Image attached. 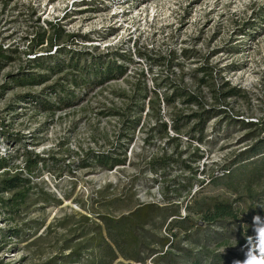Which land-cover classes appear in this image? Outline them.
I'll return each instance as SVG.
<instances>
[{
	"label": "rangeland",
	"instance_id": "obj_1",
	"mask_svg": "<svg viewBox=\"0 0 264 264\" xmlns=\"http://www.w3.org/2000/svg\"><path fill=\"white\" fill-rule=\"evenodd\" d=\"M16 2H9L4 10L0 6V47L17 50L9 52L13 59L0 68V155L9 158V173L20 170L25 149L44 156L48 167L41 171L39 177H33L38 185L32 189L30 204L26 208L11 215L0 206V228L22 231L21 238L8 237L7 243L0 244L3 247L0 249V264L59 262V255L66 254L82 242L78 237L79 231L73 230L72 226L78 225L81 214L95 219L92 208L116 215L140 202L163 204L164 194L169 197L175 194L171 187L176 184L171 185L169 180L180 175L179 180L184 182V178H191L192 174L186 170L180 173L175 163L167 168L169 173L165 179L159 173L143 172L142 160L151 155L176 156V151H181V159L190 162L196 157L193 153L198 148L197 153L202 157L196 163L200 171L195 174V180L203 184L193 181L190 189L195 197L204 201L239 197L242 200L237 207L244 209L247 204L244 200L249 201L245 198L249 190L246 188L254 193L264 190V173L259 178L249 179V183L237 181V177L230 179L218 175L222 166L249 143L264 138V0ZM33 8L35 13L31 14ZM36 17L40 18L38 23ZM48 22L60 23L66 34L75 35L71 39L66 36L61 38L59 43L84 54L87 59L98 55L117 57L118 53L129 55L132 61L127 75L94 88L85 95L80 88L77 92L81 97L77 102L55 111L41 110L34 100L18 97L29 94L54 101L49 89L55 81L61 82V73L29 67V71H43L49 77L43 83L30 86H15L10 82L11 75L27 67L25 36L31 37L38 26H46L47 34H50L52 26ZM184 49L191 50L188 57L183 56ZM44 50L39 48L37 54H45ZM138 52L143 55L139 56ZM170 53H174L175 58L171 67L167 68L158 58H167ZM62 58L66 60V57ZM203 64L212 67V78L208 81L210 87L199 81L202 75L196 69ZM140 71L146 72L150 87L167 80L168 85L163 84L157 89L160 95L164 92L169 94L173 86L183 87L202 97L204 108L212 112L206 119L202 142L191 140L185 134L192 125L189 124L178 133V143L156 135L152 139L154 143L148 145L144 140L155 117L149 114L146 105L140 124L127 144L128 161L124 165L112 169L81 167L85 153L105 152L119 142L127 143L128 139L122 135L126 132L122 120L128 115L125 106L135 80L131 74L137 75ZM224 82L228 83V87H235L237 94L218 102L209 90L221 89ZM4 84H7L6 89L2 88ZM66 86L73 89L70 85ZM199 111L202 109L196 105L186 106L178 100L170 105L160 103V116L167 124L177 113ZM129 117L132 116L129 114ZM246 122L253 125L246 126L243 124ZM168 133L176 135L170 128ZM54 158L58 159L56 167L51 165ZM60 171L62 174L58 178ZM21 172L25 175L24 171ZM211 175L213 181L209 180ZM234 180L235 187L232 185ZM166 186H169L168 190ZM231 186L236 189L235 192ZM41 189L55 194L62 199V203L55 206L53 203L32 201ZM129 189L133 192L131 197L125 196ZM64 193H70L69 198H63ZM9 194L3 192L0 197L5 198ZM118 194L125 196L121 208L100 207L102 197L111 198ZM179 197L180 214L189 213L191 222L196 223L193 228L198 233H194L193 229L189 240L182 239L181 234L177 237L176 246L170 251L174 264H188L181 257V249L190 252L200 250V243L193 238L202 239L207 232L222 238L219 243L206 240L208 250L245 257L246 242L237 240V232H250L254 237L253 217L225 222L226 227L217 223L206 224L195 213L190 194L184 190ZM186 206L189 209H185ZM261 217L264 218V215ZM161 231L169 236L166 226ZM222 236L228 237L224 239ZM154 255L146 258L145 264H166L164 261L155 262L152 259ZM109 264L143 263L118 257Z\"/></svg>",
	"mask_w": 264,
	"mask_h": 264
},
{
	"label": "trees",
	"instance_id": "obj_2",
	"mask_svg": "<svg viewBox=\"0 0 264 264\" xmlns=\"http://www.w3.org/2000/svg\"><path fill=\"white\" fill-rule=\"evenodd\" d=\"M11 1L17 3V0H1V8L4 10L7 4ZM29 12V11H27ZM35 13V9L31 10V14ZM30 14V15H31ZM39 17L35 18L38 23ZM51 33L47 34V28L38 26L36 32L31 36H25L24 40L27 42L24 53L28 55L27 67L19 70L15 74L10 76V82L15 86H30L43 83L47 77L44 72H32L30 68L38 70L47 69L54 74H62L60 81H55L50 85V93L53 94V102L46 99H41L29 94L18 95L22 99H30L36 102V107L44 111H55L64 107H68L79 99V93L77 91L80 88L82 94H86L88 91L102 87L104 84L121 78L127 75L129 63H131V57L127 54L118 53L117 57L106 56H93L89 59L82 53H78L76 50L67 48L65 45H60L59 40L63 37L71 39L73 34H66L64 28L60 23L51 24ZM243 31V30H242ZM247 32V31H245ZM45 43V44H44ZM39 48H44L45 54H37ZM53 50V51H52ZM17 50L6 49L0 47V68L6 65L11 59H13L10 53H14ZM52 51V52H50ZM10 52V53H9ZM191 54V50H183V56L188 57ZM138 55L141 56L140 52ZM66 57V60L64 58ZM175 54H169L167 58L160 57L158 61L162 62L170 68L174 63ZM122 59V60H121ZM124 61V62H122ZM165 61V62H164ZM212 67L203 64L197 67L196 71L200 72L199 81L202 84L210 87L212 78ZM135 78L133 86L131 87V95L127 96L128 101L126 103V112L122 122L124 123L123 136L128 139L126 144L119 142L120 144L111 147L105 152H87L85 157L81 160V167H101L105 169H112L119 165H124L127 160V144L133 137V131L139 126L141 121L142 112H144L146 105L149 108V114L155 118L153 126L148 130V136L145 138L147 144H153L152 139L156 135H161L168 138L169 141L178 143L179 134L181 129L192 124L187 129L185 134L191 140L202 142L204 137V127L206 125V119L212 114L209 108H204L202 97L200 95L190 93L183 87H171L169 94L160 95L158 88L167 84V80L155 83L150 87L147 83V74L144 71H140L137 75L131 74ZM6 85H2L3 89H6ZM66 85H70L73 89H69ZM225 89V90H223ZM209 91L213 92L214 99L218 102L224 101L227 97H231L237 94L235 87H228V83L224 82L222 88H211ZM3 93V92H2ZM176 100L180 101L183 105L190 106L196 105L201 108L202 111L191 112L188 114L177 113L171 118L170 124L163 121L160 114V103L163 102L166 105H170ZM148 112V111H147ZM146 112V113H147ZM130 116L132 117H129ZM246 126L251 127L252 122L243 123ZM170 128L176 135L170 136L168 133ZM5 136H9L5 134ZM198 148L194 150L193 159L190 162H186L185 159H181V151H176V156L168 155H151L145 157L143 161L142 171H150L153 173H159L161 177L165 179L167 168L172 164H176V167L183 173L184 170L190 171L192 177H185L184 182H181L178 177L170 179V184H176L173 188L175 194L173 196H167L164 194L163 204L140 202L132 205L126 211L119 214H112L110 212H103L99 209L92 208V213L95 219L91 220L89 216L81 214L79 216L78 225H73V230L79 231L78 237L82 239V242L77 246L70 248L69 252L58 256L59 262L52 261L54 264H109L118 257L124 260H130L134 262H140L145 264L146 258L154 255L155 262L164 261L166 264H174L173 254L170 252L172 248L176 246L177 237L181 234L182 239L189 240L190 234L196 223L191 222L190 215L180 214L179 203L180 194L182 191H186L190 194V198L194 202L195 213L200 215L203 223L206 224H221L226 227L225 222H235L238 218L245 217L252 218L256 215H264V190L262 192L254 193L249 189L245 198L249 201L246 202L244 209L237 207L240 205L242 198L236 197L232 200H226L224 198H210L206 201L195 197V193L191 192V185L193 181L199 183L203 182L195 180V174L199 172L198 160L202 157V154L197 153ZM24 161L20 170L9 173L10 161L6 156L0 155V194L3 192H10L9 196L0 197V206L6 213L11 215L18 214V212L26 208L30 203L29 199L32 197V189L38 184L34 183L33 177H39L41 171L47 168L46 159L44 156L34 153L31 150L25 149ZM58 164V159L54 158L51 161V165ZM246 169L247 171H244ZM21 171L25 172V175ZM69 172H71L68 169ZM264 173V138L249 143L248 147L240 151L234 156V158L222 166V172L218 175L225 176L230 179L235 178L237 181H246L249 183V179L259 178ZM61 171L58 173V178L61 177ZM247 177V178H246ZM250 177V178H249ZM216 178V177H215ZM210 181L214 180L211 175ZM235 187L236 182H232ZM231 186L233 192L235 188ZM169 186H166V190ZM128 194L125 196L131 197L133 195L132 190L129 189ZM31 192V193H30ZM247 192V190H246ZM70 193H64L63 198H69ZM125 196L122 194L115 195L111 198L102 197L103 201L100 202V207L110 209L112 206L121 208V203ZM34 202L41 203H53L57 206L62 203V199L55 194H50L46 190L41 189L36 194ZM31 201V202H32ZM82 205V204H80ZM82 207H84L82 205ZM109 207V208H108ZM185 209H189L188 206ZM244 216V217H243ZM82 230H80V227ZM166 226L169 236L163 235L161 228ZM194 233H198L194 229ZM22 231L17 228L4 227L0 228V244L7 243L8 237L21 238ZM238 239L241 243L246 242L249 236H252L250 232L241 233L237 232ZM224 238V236H222ZM228 237V236H227ZM226 237V238H227ZM224 238V239H226ZM196 243H200V250L196 252H190L185 249L182 250V256L187 260L188 264H234V261L245 259L244 256L226 255L220 252H214L207 249V241L218 242L222 239L221 235L217 238V235L207 232L203 234V242L201 238H193ZM210 241V242H211ZM3 247L0 246V249ZM166 248V249H164Z\"/></svg>",
	"mask_w": 264,
	"mask_h": 264
},
{
	"label": "clouds",
	"instance_id": "obj_3",
	"mask_svg": "<svg viewBox=\"0 0 264 264\" xmlns=\"http://www.w3.org/2000/svg\"><path fill=\"white\" fill-rule=\"evenodd\" d=\"M255 236H249L244 245L245 259L234 261V264H264V218L253 217Z\"/></svg>",
	"mask_w": 264,
	"mask_h": 264
}]
</instances>
